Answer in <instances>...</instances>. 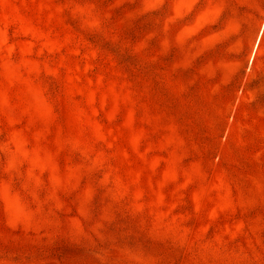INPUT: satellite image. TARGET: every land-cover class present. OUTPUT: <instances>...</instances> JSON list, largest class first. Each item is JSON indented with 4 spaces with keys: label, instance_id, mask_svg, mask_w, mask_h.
I'll return each instance as SVG.
<instances>
[{
    "label": "rangeland",
    "instance_id": "374dc122",
    "mask_svg": "<svg viewBox=\"0 0 264 264\" xmlns=\"http://www.w3.org/2000/svg\"><path fill=\"white\" fill-rule=\"evenodd\" d=\"M0 264H264V0H0Z\"/></svg>",
    "mask_w": 264,
    "mask_h": 264
}]
</instances>
